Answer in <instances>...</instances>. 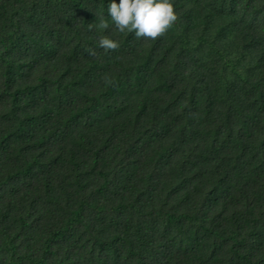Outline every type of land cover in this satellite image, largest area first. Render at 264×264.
<instances>
[{
  "label": "trees",
  "instance_id": "obj_1",
  "mask_svg": "<svg viewBox=\"0 0 264 264\" xmlns=\"http://www.w3.org/2000/svg\"><path fill=\"white\" fill-rule=\"evenodd\" d=\"M110 2L0 0V264H264V0Z\"/></svg>",
  "mask_w": 264,
  "mask_h": 264
},
{
  "label": "clouds",
  "instance_id": "obj_2",
  "mask_svg": "<svg viewBox=\"0 0 264 264\" xmlns=\"http://www.w3.org/2000/svg\"><path fill=\"white\" fill-rule=\"evenodd\" d=\"M108 15L120 33H134L137 39H157L163 36L177 21L173 0H111ZM89 30L96 27L108 29V21L101 16L97 25L89 24ZM99 47L114 51L120 47L118 41L109 36L99 38ZM89 56H95L94 49H86Z\"/></svg>",
  "mask_w": 264,
  "mask_h": 264
}]
</instances>
